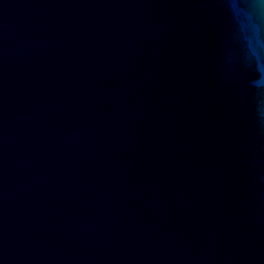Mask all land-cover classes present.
<instances>
[{
	"label": "water",
	"instance_id": "water-1",
	"mask_svg": "<svg viewBox=\"0 0 264 264\" xmlns=\"http://www.w3.org/2000/svg\"><path fill=\"white\" fill-rule=\"evenodd\" d=\"M264 0H0V264H264Z\"/></svg>",
	"mask_w": 264,
	"mask_h": 264
},
{
	"label": "clouds",
	"instance_id": "clouds-1",
	"mask_svg": "<svg viewBox=\"0 0 264 264\" xmlns=\"http://www.w3.org/2000/svg\"><path fill=\"white\" fill-rule=\"evenodd\" d=\"M257 83H258L259 86L264 85V81H261V80L258 81Z\"/></svg>",
	"mask_w": 264,
	"mask_h": 264
}]
</instances>
